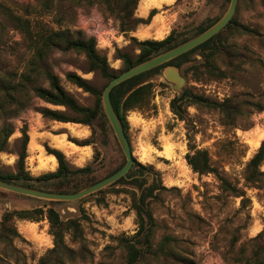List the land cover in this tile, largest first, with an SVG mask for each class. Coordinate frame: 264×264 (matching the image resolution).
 Returning a JSON list of instances; mask_svg holds the SVG:
<instances>
[{
  "label": "rangeland",
  "instance_id": "rangeland-1",
  "mask_svg": "<svg viewBox=\"0 0 264 264\" xmlns=\"http://www.w3.org/2000/svg\"><path fill=\"white\" fill-rule=\"evenodd\" d=\"M229 3L230 0H173L161 7L151 6L140 17H147L149 11L155 8L156 17L160 18L162 23L165 22L166 29L163 35L158 37V27L150 26L153 25V17L149 24L137 26L136 31L144 29L149 33L147 37L138 38L133 32H121L118 22L96 4L75 5L71 0H0V75L25 71L32 56L29 39L20 28L19 20H27L34 30L44 26L54 29L68 28L73 36L95 37L97 50L106 55L111 70L119 74L124 70L116 50L127 52L131 57L139 51L131 36L137 40L162 39L173 30L176 40L182 41L194 36L200 28L216 18H220ZM140 13L137 5L135 15L139 16ZM234 16L239 22L256 28L263 34L254 37L247 34L223 33L224 42L235 44L247 56V60L235 70L223 62H218L226 70V76H202L197 80L192 71H186L187 67L201 58L198 53H194L178 68L185 78L181 89L218 101L247 93L253 100L258 99L264 105V5L261 0H238ZM41 64L57 74L64 88L83 105H92L93 95L67 82L66 72H76L97 88H102L107 83L99 72L88 71L84 54L74 50L63 51L54 48ZM149 80L154 84V109H134L127 112V137L135 160L152 165L160 173L161 184L165 187L160 188L154 198L148 199L147 209L154 220L152 248L157 249L160 240L169 235L178 240L175 252L180 257L173 259L163 255H146L138 264H231L233 251L230 241L233 234L236 233L242 242L264 229V191L244 186L245 165L264 138V109L260 112H248L236 121L235 126L223 124L216 109L195 105L186 109L194 126L193 138L196 148L206 149L211 162L221 174L232 183L244 187L250 197V205L241 209L240 199L222 192L219 180L214 174L199 175L186 164L184 155L188 148L185 124L178 120L169 108L170 99L181 91L172 87V82L166 80L163 72L154 74ZM40 84L47 85L42 78L30 85ZM41 107L63 109L33 97L16 115H0V125L9 123L14 129L8 138L6 150L0 152L1 171L13 173L17 170L20 128L24 125L29 138L31 132L39 136L34 143L36 145H33L34 149L29 145L26 149L25 170L32 176L56 169L57 164L52 170L35 168L38 157L46 153L44 144L55 148L52 136L63 134L66 140L68 137L78 140L92 139L93 143L89 145L75 144L76 146L69 150L62 149L72 167L91 165L88 174L80 177V181L71 183L79 185L78 190L74 192L111 175L110 172L125 157L109 122H102L101 118H97L92 129L84 125L87 134L78 126L75 129L80 128L84 133L77 137L73 134V125L42 117L38 111ZM92 131L94 134L91 137ZM84 134L86 136L81 137ZM258 137V144L252 146L251 141ZM261 169L264 170V162ZM90 179L95 182L85 185V180ZM19 183L18 185L22 186L26 184L24 181ZM31 185L34 189L50 192H53L52 189L69 188L57 180L34 182ZM102 189V192L95 191L73 201L52 204L62 219L76 218L80 222L83 236L81 242L89 250L85 260L69 264L126 263L127 252L120 242V237L131 238L137 229L130 190H135L137 195L138 190L131 184L121 183L110 184ZM34 198L0 188V218L5 211L36 207L42 205V200H46ZM14 225L19 233L13 240V246L21 256L18 264H37L39 258L53 246L48 221L15 218ZM65 240L72 247L79 245L71 241L68 234ZM180 258H185V261ZM0 264L15 263L9 259L5 263L0 261Z\"/></svg>",
  "mask_w": 264,
  "mask_h": 264
},
{
  "label": "trees",
  "instance_id": "trees-1",
  "mask_svg": "<svg viewBox=\"0 0 264 264\" xmlns=\"http://www.w3.org/2000/svg\"><path fill=\"white\" fill-rule=\"evenodd\" d=\"M71 1L75 5H99L107 15L113 17L118 22L119 30L124 33L135 31L139 24H149L152 17L157 13V10L152 8L147 17L136 16L135 10L137 9L139 0ZM261 3L264 5V0H261ZM17 19L19 20V17ZM218 19L216 18L211 23L200 28L194 36L206 30ZM19 25L29 39L32 56L28 61L25 71L19 74L11 72L0 75V115H16L31 102L33 97H37L45 103L63 108H39L38 111L44 118L64 123L70 122L87 125L91 129L93 122L97 118H101L102 122H109L101 102V95L105 86L97 88L88 79L76 72H66L65 80L67 82L93 95V104L83 105L64 88L57 74L52 73L41 64L45 56L54 48H59L63 51L74 50L84 54L88 63V71L99 72L108 82L117 74L109 67L106 55L97 50L95 38L92 36H73L68 28L54 29L44 26L34 30L27 20H23L22 22L19 20ZM224 32H229L230 34H247L254 37L263 36L256 28H251L239 22L233 15L219 32L206 41L158 66L120 82L111 89L109 94L111 105L126 135L129 127L126 118L128 111L134 109H154L152 103L154 84L149 78L154 74L161 73L165 66L172 65L180 68L194 53H198L201 58L187 67L186 71H192L191 73L195 75V79L200 80L202 76L218 78L226 76V70L218 62H223L224 65L235 70L247 60V56L235 44L224 42L225 38L222 37ZM190 38L182 39V41L178 42L173 30L162 39L137 40L134 36H131V39L135 41L137 49L139 50L138 53L134 57H131L127 52L117 49L116 55L118 59L122 60L123 70H126ZM39 78L46 81L47 85H30ZM191 105L216 109L220 113L222 123L232 126H235L236 121L240 117H244L248 112L262 111L264 105L258 99L253 100L251 95L247 93L229 96L218 101L201 94L192 93L188 90H182L169 101L170 111L178 120L183 121L185 124L188 148V151L184 155L186 164L193 172L199 175L214 174L219 180L220 190L226 195L238 197L240 199V208L246 209L250 205L251 200L244 187L232 183L222 175L219 169L211 162L206 149L196 148L193 138L194 126L186 111L187 107ZM13 131L14 129L9 123H2L0 125V152L6 150L8 138ZM20 133V147L17 152L16 161L17 170L9 173L3 172L0 169V179L15 184H20V181H24L26 184L23 186L29 188H35L31 185L34 182L57 180L61 185H67L69 188L52 189L51 191L53 192H74L78 190L79 185L77 186L75 183H71L75 180L78 181L80 177L88 174L91 170V165L72 167L63 151L44 144L46 153L55 157L57 167L53 171L32 176L25 170L26 149L29 140L26 125L20 128ZM93 134L94 132L92 131L91 137ZM68 140L79 146L93 143L91 138L78 140L68 137ZM125 161V157H123L121 163L110 173L121 168ZM263 162L264 138L245 165L244 186L264 191V170L261 169ZM85 182V185H88L95 182V180L90 179L85 180ZM119 183L131 184L138 190V195L135 190H130L132 195V208L136 214L137 229L131 238L126 236L120 237V242L127 252L125 264H138L146 255H163L173 259L180 257L175 252V248L177 247L176 242L178 241L176 238L165 235L158 243L157 249H153L151 244L154 220L150 211L147 209V204L148 199L154 198L160 188H165L161 184L160 173L152 165L142 164L135 160L126 173V176L120 177L111 185ZM103 190H98L97 192H102ZM30 198L34 197L30 196ZM42 201V205L36 207L9 210L2 214L0 218L1 262L5 263L10 259L15 264H18L21 260L19 251L13 246V240L19 236L14 225L15 218L30 221L46 219L48 221L49 234L52 236L53 246L48 249L45 255L39 258L37 264H69V262L83 261L86 259L89 250L81 242L83 236L80 222L76 218L62 219L60 213L52 206L53 203L61 201ZM67 234L71 241L79 243L78 247H72L66 242L65 236ZM263 234L264 229L255 236L240 242L238 235L234 233L230 241L233 251L231 264H264ZM184 259L180 258V260Z\"/></svg>",
  "mask_w": 264,
  "mask_h": 264
},
{
  "label": "water",
  "instance_id": "water-1",
  "mask_svg": "<svg viewBox=\"0 0 264 264\" xmlns=\"http://www.w3.org/2000/svg\"><path fill=\"white\" fill-rule=\"evenodd\" d=\"M238 0H230L229 6L225 13L210 27H208L203 32L199 33L198 35L188 39L187 41L176 45L175 47L166 50L160 54H157L137 65H134L121 73L115 75L110 81H108L103 88L102 95H101V102L104 113L111 125V128L114 132V135L124 153L125 156V163L124 165L116 170L111 175L95 182L77 192L73 193H61V192H50L44 191L34 188H29L26 186L18 185L15 183L7 182L0 179V188L20 193L23 195L46 199V200H54V201H73L84 197L88 194H91L95 191H98L104 188L107 185L112 184L120 177L126 176V173L129 171L131 166L133 165L135 158L131 151L130 142L128 140L127 135L125 134L123 127L111 105L110 101V91L111 89L119 84L120 82L142 73L146 70H149L155 66H158L188 50L194 48L195 46L201 44L202 42L206 41L213 35H215L221 28H223L234 15L236 7H237ZM164 77L166 80L172 82V87L178 91H182L181 87L185 82L184 76L179 72L178 68L172 65H167L162 70Z\"/></svg>",
  "mask_w": 264,
  "mask_h": 264
},
{
  "label": "bare ground",
  "instance_id": "bare-ground-1",
  "mask_svg": "<svg viewBox=\"0 0 264 264\" xmlns=\"http://www.w3.org/2000/svg\"><path fill=\"white\" fill-rule=\"evenodd\" d=\"M172 1L173 0H139V2H138V11H142V10L144 11L149 6L161 7L163 4H170ZM155 20L156 21H159V23L161 25L160 26L161 28L164 26L163 23H162V20L160 18L156 17ZM136 35L138 36V38H142L144 36V34H142L140 32H137ZM162 35H163V33H162ZM65 124L66 125L70 124V125H73V126H77V125H74V124L68 123V122H66ZM72 129H73L74 134H76L77 136L80 135V133L81 134L84 133V131H82L80 129L79 130H76L75 127H73ZM38 138H39L38 134H36L35 132H31L30 133V138L28 140V144L27 145H29L31 147H33V145L35 146L36 144H34V143L38 140ZM51 139H52V142L54 143V145L56 147L62 148L63 150H69L70 148H73L74 146H76L73 143H66L63 139L62 140L59 139L58 136H52ZM259 139H260V137L255 138L254 140H252L251 141V145L252 146L257 145L258 142H259ZM33 149H34V147H33ZM167 152H168V149H167ZM56 164H57V162H56V159L54 157L48 158V157H44V156H39L38 159H37V164H36V167L35 168L37 170H48V169L55 168Z\"/></svg>",
  "mask_w": 264,
  "mask_h": 264
},
{
  "label": "crops",
  "instance_id": "crops-1",
  "mask_svg": "<svg viewBox=\"0 0 264 264\" xmlns=\"http://www.w3.org/2000/svg\"><path fill=\"white\" fill-rule=\"evenodd\" d=\"M151 6H149L148 8H146L144 11L142 10V11H139V12H141L140 14H139V16H143L144 15V13L150 8ZM153 7H155V6H153ZM155 19H156V15H154L153 16ZM152 17V18H153ZM154 19V22H153V25L151 24L150 26L152 27V26H159L158 28H157V35H158V37H161L162 36V33H164V31H165V29H166V24H165V22L163 21V27L161 28L160 26V23H159V21H156ZM149 26V27H150ZM165 27V28H164ZM164 28V29H163ZM159 30V31H158ZM137 32H140V33H142V34H144V36L142 37V38H144V37H147L148 36V32L146 31V30H142V29H138L137 31L135 30V31H133V33L135 34V36L136 37H138L137 35H136V33ZM147 34V35H146ZM160 35V36H159ZM158 37H156V38H158ZM66 123V122H65ZM64 123V124H65ZM68 123H70V122H68ZM72 124H74V125H77V126H74L75 128L76 127H78V126H81L82 128H83V130H85L86 131V134H87V129H86V127L84 126V125H81V124H78V123H72ZM78 129H80V128H78ZM73 134H74V132H73ZM86 134H84L83 136H81V137H84V136H86ZM75 136H77L76 134H74ZM58 137H59V139H63L66 143H72V142H70V141H68V140H66V138L63 136V134H61V135H58ZM77 137H79V136H77ZM74 144V143H73ZM75 145V144H74ZM55 148H57V149H60L61 151H62V148H59V147H56L55 145H53ZM77 146H79V145H77ZM42 156H44V157H48V158H52V157H54L53 155H51V154H47V153H45L44 155H42ZM55 158V157H54ZM56 167V166H55ZM52 169H54V168H52ZM52 169H48V170H52Z\"/></svg>",
  "mask_w": 264,
  "mask_h": 264
},
{
  "label": "built area",
  "instance_id": "built-area-1",
  "mask_svg": "<svg viewBox=\"0 0 264 264\" xmlns=\"http://www.w3.org/2000/svg\"><path fill=\"white\" fill-rule=\"evenodd\" d=\"M93 37V36H92ZM95 38V37H94Z\"/></svg>",
  "mask_w": 264,
  "mask_h": 264
}]
</instances>
